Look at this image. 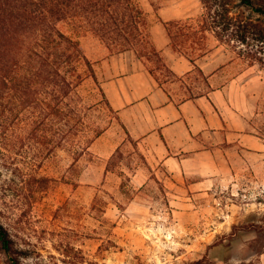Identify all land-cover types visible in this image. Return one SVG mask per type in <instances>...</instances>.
I'll return each mask as SVG.
<instances>
[{
    "label": "rangeland",
    "instance_id": "rangeland-1",
    "mask_svg": "<svg viewBox=\"0 0 264 264\" xmlns=\"http://www.w3.org/2000/svg\"><path fill=\"white\" fill-rule=\"evenodd\" d=\"M137 1L148 12L151 39L156 28L167 32L159 11L170 0ZM176 2L185 14L175 19L180 22L197 25L209 11L203 0ZM254 2L264 5V0ZM229 6L233 15L264 21V14L239 0H230ZM59 27L80 41L94 67L127 51L109 49L69 20ZM199 42L194 52L171 40L170 45L195 60L221 48L220 56L231 63L223 75L234 81L230 106L247 119L245 133L264 142L260 63L243 45L219 43L211 30ZM155 71L161 81L169 74L179 82L183 91L178 98L207 90L198 65L178 77ZM19 74L18 49L0 34V224L8 230L16 264H198L201 259L199 264H264V151L262 157L235 163L233 175L216 183L195 184L192 176L152 166L127 138L99 79L89 76L62 106L69 114L71 107L76 109L69 123L76 127V142L93 139L96 130L106 138L99 145L89 142L87 153L76 156L70 139L56 143L59 134L49 109L41 111L37 99L23 104L30 95L22 92ZM0 264H13L1 249Z\"/></svg>",
    "mask_w": 264,
    "mask_h": 264
},
{
    "label": "trees",
    "instance_id": "trees-1",
    "mask_svg": "<svg viewBox=\"0 0 264 264\" xmlns=\"http://www.w3.org/2000/svg\"><path fill=\"white\" fill-rule=\"evenodd\" d=\"M203 1L209 11L197 25L178 20L164 22L172 44L194 52L200 48L201 38L211 30L221 44L245 46L264 70V21L231 14L230 0ZM239 2L264 14V5L254 0ZM147 15L137 0H0V34L5 35L11 48L15 46L18 49L22 92L30 95L25 96L22 102L30 105L37 99L41 111L49 109L55 131L59 134L56 135V143L70 139L69 149L76 156L87 153L102 130H96L95 137L88 138L84 144L76 142L73 135L76 127L69 124L75 120L76 109L71 107L69 114L62 105L86 77L91 76L96 82L98 77L94 62L86 55L80 41L65 33L59 23L69 20L79 29L91 31L104 40L109 49L119 46L121 51L136 50L146 68L160 82L156 67L174 73L150 37ZM146 61L155 63L156 67L148 66ZM166 77L169 79V74ZM99 89L105 96L101 85ZM42 104H45L44 109ZM107 104L112 109L108 101ZM0 249L16 264L12 240L2 224Z\"/></svg>",
    "mask_w": 264,
    "mask_h": 264
},
{
    "label": "crops",
    "instance_id": "crops-1",
    "mask_svg": "<svg viewBox=\"0 0 264 264\" xmlns=\"http://www.w3.org/2000/svg\"><path fill=\"white\" fill-rule=\"evenodd\" d=\"M176 5L170 0L160 8L162 24L185 15ZM157 29L152 30V41L173 76L188 74L198 65L207 90L178 98L183 91L178 81L159 82L129 50L98 62L102 91L127 138L136 142L150 165L165 166L171 174L180 171L199 185L232 176L235 163H247L248 157H262L263 140L245 133L247 119L230 106L234 81L223 75L231 63L220 56L221 48L215 47L201 60L191 59L171 47L166 30ZM101 134L97 145L106 138Z\"/></svg>",
    "mask_w": 264,
    "mask_h": 264
}]
</instances>
